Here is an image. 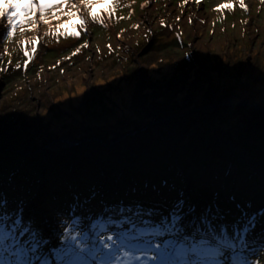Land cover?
Masks as SVG:
<instances>
[{
  "label": "rangeland",
  "instance_id": "1",
  "mask_svg": "<svg viewBox=\"0 0 264 264\" xmlns=\"http://www.w3.org/2000/svg\"><path fill=\"white\" fill-rule=\"evenodd\" d=\"M123 2L127 4L130 0ZM143 2L144 0H137L131 19L120 21L113 19L104 26L92 24L89 20V32L82 36L81 40L56 37L47 25L40 23L36 31L27 28L23 31L18 29L12 41L3 42L4 33L0 29V53L4 48L9 50L8 55L2 56V62L7 65L11 60V69L7 73L0 74V130L6 137L5 145L9 147L8 151L0 149V152H10L11 155L20 153L28 161L24 168L30 166L33 170L38 168L41 171L46 164H49L40 159L46 150L55 155H68L74 148H78L71 140L69 142V138L67 143L50 145L52 142L63 138L65 131L75 134L80 131L79 121L82 119L86 120L83 123L86 127L84 132L102 130L103 128L91 126L93 125L91 118H98L96 122H99L101 115L113 104L129 101L137 109L140 99L152 112H156L158 107H164L166 110L162 115L165 117L169 115L170 110L173 111V116L175 114L184 116L194 110L184 108L192 106L195 102L193 99L198 94L208 96L212 102L231 96L256 98L264 95V0H245L249 6L248 12L239 7L238 0H202L199 6L193 0L183 10L184 15L179 23L176 17L181 15L182 10L178 5L182 0H155L148 9L142 11L139 5ZM228 2L233 3V10L215 11L216 7ZM119 14L127 16L128 9L124 8ZM189 15L194 16L192 24L187 22ZM160 20L171 25L172 30L161 27ZM201 20L205 23H200ZM137 24L140 27L134 29L133 25ZM37 37H39L38 50L27 71H23V68L21 71H14L17 63L23 65L24 50L31 51L32 42ZM85 42L89 47H81ZM109 45L113 49L111 52ZM77 47H80V52L73 55ZM167 66H170L168 69L170 72H163ZM177 72H180L177 77L172 75ZM160 75L173 77L168 81L169 83L165 82L163 85L165 87L163 89L168 93L167 96L171 98V102L168 101L167 105L159 102L164 96L162 92H156L159 89L157 85L162 83L158 82L162 80ZM146 80L150 84L146 83ZM140 84L143 88L138 95L137 89ZM228 107L229 105L222 110L211 108L196 112L193 116H189V120L200 115L217 114L219 117L217 122L220 123L221 129L232 130L234 135H239L240 123L232 118L237 110L233 106V108ZM177 108L182 110L178 111ZM221 112L224 113V121ZM257 115L255 113L256 117ZM233 120L236 121V125ZM194 122L196 118H193V124ZM168 123L169 121L163 124ZM16 131H18L15 139L17 146L14 145V138L11 136V133ZM241 136L244 137V134ZM125 137L115 140L119 142L112 146L111 150L106 149L107 154L112 153L111 151L124 141ZM98 138H90V140L94 141ZM52 139L46 150L36 152L30 150L29 153L23 154L25 149H28L26 144L35 140ZM100 139L110 145L108 139ZM167 144L171 145L168 141ZM220 144L222 145L221 142ZM230 146L233 152L240 155V163L248 166L247 173L242 176L237 174L234 163L227 165L226 168L220 164L206 165L199 169L196 176H193L191 171L195 172L197 167H192L191 171H188L182 168L180 162L178 163L180 172L177 175L165 174L164 177L168 179L166 184L156 179L134 182L126 179L119 181L120 177H118L108 183L104 179L107 186L106 192L101 197H107V201L104 204H94L92 202L95 199H93L85 206L86 210H81L77 214L87 215L90 212L95 217L102 213V206L108 205L109 202L111 205H119L123 202L125 205L140 204L145 210L158 209L159 214L154 215L152 219L159 220L161 216L169 215L176 201L194 198L196 190L202 189L216 196V202L207 207L213 206L214 212L220 207L219 214L227 217V220L233 224L241 216V210L237 205L249 214L264 209V160L260 166L255 165L245 152L239 151L240 148ZM102 147L104 146L99 144V148ZM260 151L263 157L264 146L260 147ZM175 154L177 155V151ZM17 157L19 156L10 158ZM229 157L232 158V155ZM31 161L33 163L30 165ZM95 162L96 177H104L101 172L106 171L105 164H110L111 161L103 162L104 164L99 160ZM40 163L41 168H39ZM146 171L153 173L157 170ZM86 174L93 176L91 172L73 173L72 170L41 173L37 178L36 188L30 187L25 190L21 180L8 183L10 176L6 178L5 174L0 173V192L7 193L9 208L15 207L12 203L14 200H24L23 217H26V220L31 219L41 231L49 232L52 235L50 237L52 244L56 246L58 240L55 234L62 232L64 227L59 221L67 217L69 205L74 203V195H79L80 200L89 197L85 193L84 186L79 183L86 184L84 179ZM95 181H98L94 184L95 188L102 190L100 179L96 178ZM63 185H66L68 193L63 190ZM128 188L134 189V192L137 191V195L142 197L132 201L130 198H112L109 195L113 190ZM59 193L64 195L63 203L65 201L67 203L66 209L64 205L61 210L65 211V215L54 220L50 207ZM249 203L251 207L245 208ZM42 204L47 206V212L54 220L55 232L49 228L47 222L35 223L40 211L42 213L46 211L43 207H36ZM229 212L232 214L227 215ZM202 213L204 212H201L200 216ZM194 215L196 216V212ZM190 218L192 217H187L189 220ZM84 226H87V222ZM43 228L45 230H42ZM262 232H264V220L257 232L251 238L249 235L248 238H258ZM259 261L264 264V253L260 254Z\"/></svg>",
  "mask_w": 264,
  "mask_h": 264
},
{
  "label": "snow or ice",
  "instance_id": "2",
  "mask_svg": "<svg viewBox=\"0 0 264 264\" xmlns=\"http://www.w3.org/2000/svg\"><path fill=\"white\" fill-rule=\"evenodd\" d=\"M136 2L0 0L2 41H12L18 29L36 31L40 23L47 25L56 37L81 40L89 32V20L104 26L113 19H131ZM154 2L144 0L139 7L143 11ZM192 2L182 0L178 5L182 11L176 17L177 23L184 15L183 10ZM194 2L199 6L202 0ZM238 3L243 11H249L245 0H238ZM124 8L128 9L127 16L119 14ZM233 9V3L228 2L216 7L215 11ZM193 19L194 16L189 15L187 22L192 24ZM160 25L172 30L164 20H160ZM139 27V24L133 25L134 29ZM38 40L39 37L33 40L31 51L24 50L23 65L17 63L14 71L22 68L27 71L37 53ZM81 47L87 48L89 44L85 42ZM108 47L110 52L113 51L110 45ZM79 52L80 47H77L73 55ZM8 54L7 48L0 53V74L11 69V60L7 65L2 62V56ZM162 183L166 184V181ZM95 197V191L84 200L74 195L67 217L59 221L64 227L62 232L55 234L58 245L53 246L52 239L44 237L31 219H24L25 201L14 200L15 207L9 208L7 193L0 192V264H261L259 256L264 253V232L258 238L248 237L257 222L264 218V209L249 214L237 205L241 216L231 225L230 232L229 225L215 223L223 219L218 208L214 212L213 206H209L197 218L195 206L191 205L185 211L183 199L176 201L169 215L161 216L159 220L152 219L159 214L158 209L145 210L140 204L125 205L123 202L105 205L102 213L95 217L90 212L78 215ZM250 207V203L245 206ZM64 215L58 213V216ZM190 216L192 218L187 219Z\"/></svg>",
  "mask_w": 264,
  "mask_h": 264
},
{
  "label": "trees",
  "instance_id": "3",
  "mask_svg": "<svg viewBox=\"0 0 264 264\" xmlns=\"http://www.w3.org/2000/svg\"><path fill=\"white\" fill-rule=\"evenodd\" d=\"M169 67L170 66H167L163 72H170L168 70ZM178 73L180 72L173 73L172 75L177 77L179 75ZM160 77L162 80L159 79L161 81L158 82L162 83L161 85H157L159 89L156 92H162L164 96L161 97L159 102L167 105L168 101L171 102V98L167 96L168 93L165 92L166 89H163L165 88L163 85L165 82L169 83L168 81L173 77H168L166 75H160ZM146 83H149L148 80H146ZM151 92L152 91H150V94H152ZM240 98L242 99L243 97L240 96ZM251 99H264V95H260L256 98L251 97ZM193 100L195 101L194 104L184 109H195L212 103V100L208 98V96H203L201 94H198ZM142 104L150 116L144 114L138 106L137 109H135L132 102L123 101L119 104L111 105L106 112L101 115L102 118L99 122H96L98 118H91L93 124L91 126H93V128H103L102 130L84 132L86 127L83 123H85L86 120L82 119L79 121L80 131L76 134L74 132L65 131L63 137L72 136L78 142L95 137L114 141L120 137L129 136L134 132H140L143 129L148 130L145 133L135 138L129 137L123 145L116 147L112 153L108 154L103 147L99 148V145L95 142L86 145L83 144L81 147L74 148L68 155H55L46 150L42 156L49 158L52 163L46 164L45 168L51 173H56L61 170L66 172L70 170L74 171V168L75 170L80 168L79 171H85L87 168L95 170L97 168L95 161L99 160L101 164H104L103 162L110 160V164H105L107 166L106 171L101 173L109 175L112 179L120 177L119 181L126 179L137 182L147 179H156L165 182L168 180L164 177L165 174L177 175L180 172L178 166L180 162V164L183 165L182 168L188 171H191L192 167H197L195 172L191 171L193 176H196L199 169L206 167V165L220 164L226 168L227 165L234 163L233 165L236 168L237 174L242 176L247 173L248 166L240 163V155L233 152L230 145L235 148L243 149L245 153L249 154L251 161L255 164L260 165L264 160V156L261 157L260 151V147L264 146V120L256 117L250 110H242L234 107L237 111L232 118H235L237 123H240L239 127L241 134H244V137H242L241 134L234 135L232 130L226 131L221 129L220 123L217 122L219 120L217 114L215 116L200 115L198 117H192L190 120L188 116L169 122L168 124L162 123V125L160 124L161 126L155 129H153L154 127L149 128V125L154 120H159L164 117L162 114L166 109H164V107H158L156 108V112H152L144 105L143 101ZM177 110L181 111L182 108H177ZM169 114L172 115L173 111L170 110ZM214 117L215 119H213ZM193 118H196L194 124ZM221 118L223 121L225 120L223 112H221ZM233 121L234 125H236V121ZM17 135L18 131L11 133L15 141H13L15 146H17V140H15ZM4 138L6 137L2 130H0V149L8 151L9 147L5 145ZM221 140H223V142ZM52 141L53 139L50 141L35 140V142L29 144L25 143L28 149H25V153L23 152V154L29 153L30 150H34V152L42 150L48 147ZM167 141L171 145H168ZM176 151L177 155L175 154ZM14 154L19 157L16 159L10 158L16 155H11L10 152H0V173L2 171L12 178H22L26 181L28 180L30 183H36L37 178L41 175L39 173H36L37 175H31L27 170L23 171L22 169L28 161H26V159H24L25 157L21 154ZM90 155L93 157H90ZM134 155H136V157H133ZM174 155H176V157H174ZM230 155H232V158L229 157ZM5 160L9 163V167L4 165ZM32 163L31 161L29 164L31 165ZM39 168H41L40 164ZM148 169H159L160 174L153 176L149 172H144ZM37 170L39 169L37 168ZM149 175L153 177L149 178ZM184 202L185 209L194 205L197 215L200 216V213L204 212L209 204L216 202V196L204 192L202 189H197L194 198H186ZM219 209L220 207L218 210ZM230 214L232 213L229 212L227 215ZM261 219L264 220V218ZM261 219L259 221H261ZM229 229L231 231V227H229Z\"/></svg>",
  "mask_w": 264,
  "mask_h": 264
},
{
  "label": "bare ground",
  "instance_id": "4",
  "mask_svg": "<svg viewBox=\"0 0 264 264\" xmlns=\"http://www.w3.org/2000/svg\"><path fill=\"white\" fill-rule=\"evenodd\" d=\"M69 85H71L70 83H69ZM72 86V85H71ZM70 86V87H71ZM4 157H6V156H4ZM90 157H93L92 155H90ZM7 158V157H6ZM8 159V158H7ZM41 160H44L45 162L47 161V163H52L51 162V160L49 159V158H47V157H41L40 158ZM9 160V159H8ZM4 165L6 166V167H9V163L5 160V162H4ZM40 165H41V163H40ZM48 166V165H47ZM23 171L25 170H27L31 175H37L36 173H39L40 175H41V173H51V172H49L48 170H47V168H43L41 171L40 170H33L30 166H26L25 168H23L22 169ZM80 170V168L79 169H76V170H74V171H72L73 173H76V172H78ZM90 170V171H89ZM96 170L97 169H95V170H92L91 168H87L86 170H85V172H91L92 173V175L93 176H87L88 174H86L85 176H84V179H85V181H86V184H83L82 182H79L81 185H83L84 186V188L86 189V191H85V193H87L88 195L87 196H90L91 195V193L93 192V191H95V193H96V197H95V200L92 202V203H94V204H96V203H98V204H101V203H103L104 204V202L105 201H107V197H105V196H102L101 197V195H103L105 192H106V186H107V184H105L104 183V179H106L107 180V183L108 182H111L113 179L109 176V175H107V174H104L105 176L104 177H96V175L95 174H97V173H94V172H96ZM145 172H147L146 170H145ZM1 173L2 174H5V173H3L2 171H1ZM153 173H160V170L159 169H157V171H155V172H153ZM153 173H151V175H153V176H156L155 174H153ZM4 176H6V178H8L7 176V173L4 175ZM153 176H150L149 175V178H152ZM96 178H98V179H100V182H99V184L102 186V190H100V188H95V185L94 184H96L98 181H95V179ZM148 178V177H147ZM15 180H21L22 182V184H23V188L25 189V190H28V188H30L31 187V189H34V188H36V184H37V182L35 183H30L28 180L26 181L25 179H22V178H20V179H18V178H16V177H14V178H12L11 177V180L8 178V183L9 182H11V181H15ZM102 180H103V183H102ZM147 181H153V180H147ZM134 182H137V181H134ZM141 182V181H140ZM62 188H63V190L65 191V193L67 192H69L68 190H67V187H66V185H63L62 186ZM89 188V190H87ZM137 192V191H136ZM136 192H134V189H131V188H128V189H119V190H113L112 192H110L109 193V195H110V197H112V198H122V199H128V198H130L132 201H137L138 199H139V197L141 198L142 196L141 195H137V193ZM249 192V191H248ZM250 193V192H249ZM63 194V193H62ZM251 194V193H250ZM63 196L64 195H61L60 193L58 194V195H56V200H54V202H53V205L50 207V211L53 213V217H54V220L55 219H60V217H64V216H58V213H64L65 214V211H61L62 210V208L64 207V205L65 204H67L66 203V201H65V203H63V201H62V198H63ZM255 198H257V195H255ZM99 199V200H98ZM84 200V199H83ZM36 207H43L46 211H45V213L43 212L42 213V211H40V216H38L37 217V219H36V221H35V223H38V224H41V223H44V222H47L48 223V226H49V228L53 231V232H55V227H54V223H53V218H52V216L47 212V206L45 205V204H42V205H38V206H36ZM102 207H104V206H102ZM65 209H66V205H65V207H64ZM42 213V214H41ZM24 219L26 220V217H24ZM35 227L37 226L36 224L34 225ZM42 230H45V228H43ZM43 232V236L44 237H47V238H50L52 235L51 234H49V232H45V231H42ZM257 231H255L254 232V234L256 233ZM253 234V235H254Z\"/></svg>",
  "mask_w": 264,
  "mask_h": 264
},
{
  "label": "water",
  "instance_id": "5",
  "mask_svg": "<svg viewBox=\"0 0 264 264\" xmlns=\"http://www.w3.org/2000/svg\"><path fill=\"white\" fill-rule=\"evenodd\" d=\"M142 84L139 85L138 89H137V94L139 95L141 93V89H142ZM140 96H138L137 98L139 99ZM236 106L237 108L239 109H242V110H250L252 111V113L255 115H257L258 118L260 119H263L264 120V99H251L249 98L248 96L244 97V98H239V96H231L227 99H221V100H215L214 102H212L211 104L207 105V106H203V107H200V108H195L193 111H191L189 114H186L184 116H176L177 114H175V116L173 115H167L166 117L164 116L162 119H159V120H154L150 125H149V128H152V127H155L157 125H160L162 123H166V122H172V121H175V120H179L181 118H185V117H188V116H193L196 112H201V111H205V110H208V109H215V108H219L220 110L225 109L227 106ZM141 110L144 112V114L150 116V114L146 111V109L143 107V104L142 102L140 101L139 99V105H138ZM204 109V110H203ZM146 129H143L141 130L140 132H134L132 133L131 135L129 136H126L124 141H122L120 144H123L126 140H128L129 137H134V136H138V135H141L142 133H145ZM124 137V136H123ZM123 137H120L119 139L123 138ZM69 138V139H68ZM70 142V140L72 141V144L74 146H77V147H81L83 144L86 145L88 143H91V142H95L97 143L98 145L101 144L104 146L105 149H110L112 146H115L119 141H111L110 142V145L108 146L107 144L108 143H104L100 138L94 140V141H91L90 139H86V140H83L82 142H78L74 137L72 136H66V137H63L61 138L59 141H56V142H52L50 145L54 144V143H67L68 140ZM117 139V140H119ZM114 142V143H113ZM119 144V145H120ZM48 145V146H50ZM47 148H44V150H46ZM40 151V150H39ZM20 154V153H18Z\"/></svg>",
  "mask_w": 264,
  "mask_h": 264
}]
</instances>
